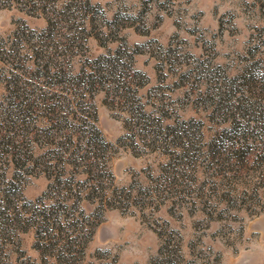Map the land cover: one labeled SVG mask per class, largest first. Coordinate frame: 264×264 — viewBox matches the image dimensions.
<instances>
[{
	"label": "rangeland",
	"instance_id": "1",
	"mask_svg": "<svg viewBox=\"0 0 264 264\" xmlns=\"http://www.w3.org/2000/svg\"><path fill=\"white\" fill-rule=\"evenodd\" d=\"M0 264H264V0H0Z\"/></svg>",
	"mask_w": 264,
	"mask_h": 264
}]
</instances>
